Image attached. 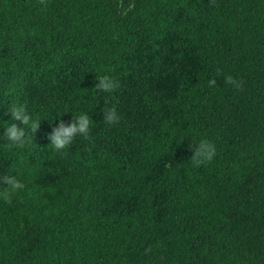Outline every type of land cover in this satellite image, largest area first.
Listing matches in <instances>:
<instances>
[{"label": "trees", "instance_id": "1", "mask_svg": "<svg viewBox=\"0 0 264 264\" xmlns=\"http://www.w3.org/2000/svg\"><path fill=\"white\" fill-rule=\"evenodd\" d=\"M166 41L195 53L196 71L165 121L154 98L155 126L136 129L134 104L94 86ZM74 63L89 83L59 89ZM19 104L40 124L7 148ZM82 112L88 135L55 150L48 134ZM200 139L217 152L195 167ZM0 161L24 185L6 198L0 184V264H264V0H0Z\"/></svg>", "mask_w": 264, "mask_h": 264}, {"label": "rangeland", "instance_id": "2", "mask_svg": "<svg viewBox=\"0 0 264 264\" xmlns=\"http://www.w3.org/2000/svg\"><path fill=\"white\" fill-rule=\"evenodd\" d=\"M176 41H166L162 47L152 49L148 54L140 55L134 62L128 59V73L116 79L117 90L120 97V106L127 108L134 104V111L129 112L131 122L136 129L142 126L153 128L155 123L150 119L152 114L151 100L158 98L165 108L161 112V122L165 121L169 114L166 107L168 101L176 94L177 88L190 80L196 71L198 58L192 51L184 50L176 45ZM153 62H157L158 70L145 77V74L153 67ZM89 83V76L82 70L81 65L74 63L60 74L57 82L59 89L76 84L82 87ZM112 97H101L100 102L103 110L111 108ZM108 142V139H105ZM173 162L172 158H165L159 164V173ZM8 174V162L0 161V178ZM52 178L45 176V182H51ZM0 184H4L0 181ZM120 206L117 205L116 209ZM130 205H126L124 210H128ZM35 243L33 229L28 228L24 238V248H30Z\"/></svg>", "mask_w": 264, "mask_h": 264}, {"label": "clouds", "instance_id": "3", "mask_svg": "<svg viewBox=\"0 0 264 264\" xmlns=\"http://www.w3.org/2000/svg\"><path fill=\"white\" fill-rule=\"evenodd\" d=\"M228 80H231V77H229ZM231 82L235 84V81ZM94 87L99 92L111 93L117 87V82L109 75H100L98 76ZM10 113L13 122L5 124L3 127V138L6 141L5 147H21L26 142L25 126L32 130L31 133H34L40 123L33 119L32 114L26 111L23 104L14 105L11 108ZM103 119L108 124H114L119 120V116L115 108H109L104 111ZM15 121H19L20 124L18 125ZM91 123L92 121L89 115L83 112L77 115L74 119L72 118L69 123H65L63 120H58V126L48 134L49 143L57 151L65 149L76 137H86L89 133V126ZM187 148L192 153L189 157L190 163L195 167H199L206 162L212 161L217 152L214 143L207 139L194 141L189 144ZM0 181L6 185L4 192L6 198L11 193L24 187L23 183L13 175H5L0 178Z\"/></svg>", "mask_w": 264, "mask_h": 264}]
</instances>
